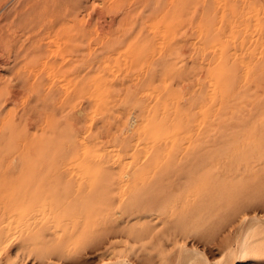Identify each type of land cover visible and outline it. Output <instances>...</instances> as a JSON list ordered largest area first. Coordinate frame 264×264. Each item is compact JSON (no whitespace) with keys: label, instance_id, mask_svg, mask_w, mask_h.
<instances>
[{"label":"rangeland","instance_id":"374dc122","mask_svg":"<svg viewBox=\"0 0 264 264\" xmlns=\"http://www.w3.org/2000/svg\"><path fill=\"white\" fill-rule=\"evenodd\" d=\"M0 264H264V0H0Z\"/></svg>","mask_w":264,"mask_h":264}]
</instances>
